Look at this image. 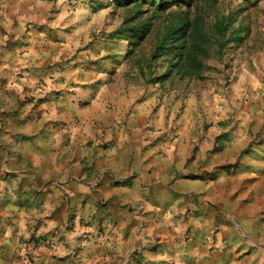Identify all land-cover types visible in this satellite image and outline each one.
Returning <instances> with one entry per match:
<instances>
[{
  "label": "crops",
  "instance_id": "crops-1",
  "mask_svg": "<svg viewBox=\"0 0 264 264\" xmlns=\"http://www.w3.org/2000/svg\"><path fill=\"white\" fill-rule=\"evenodd\" d=\"M65 108L0 105V259L18 248L23 264H264V206L239 195L238 164L225 158L235 135L199 138L182 118L162 137V106L155 120L135 114L133 136L129 118L108 149L79 135L73 115L70 130L57 126ZM169 191L181 196L173 210ZM239 216L262 228L242 230Z\"/></svg>",
  "mask_w": 264,
  "mask_h": 264
},
{
  "label": "rangeland",
  "instance_id": "rangeland-1",
  "mask_svg": "<svg viewBox=\"0 0 264 264\" xmlns=\"http://www.w3.org/2000/svg\"><path fill=\"white\" fill-rule=\"evenodd\" d=\"M176 1L160 10L150 0H0V105L68 106L57 126L70 130L73 115L79 135L96 136L97 145L108 149L117 142L105 139L127 129L129 118L155 120L163 106L162 137L178 135L176 122L182 118L191 120L189 128L199 138L235 135L226 162L238 164L239 195L263 209L264 0H194L191 7L189 0ZM183 13L191 19L202 16L208 32L224 43L222 50L211 45L200 76L175 73L172 55L158 48L166 26L178 23ZM138 23L145 29L149 23L151 30L135 44L122 31ZM216 23L227 25L224 37ZM128 130L132 136L141 131L137 122ZM140 148L136 143L132 150ZM201 149L195 145L194 152ZM172 186L175 192L181 188ZM168 194L173 210L181 196ZM236 220L242 230L262 228V222L252 228L240 216ZM20 252L4 248L0 264H23Z\"/></svg>",
  "mask_w": 264,
  "mask_h": 264
},
{
  "label": "trees",
  "instance_id": "trees-1",
  "mask_svg": "<svg viewBox=\"0 0 264 264\" xmlns=\"http://www.w3.org/2000/svg\"><path fill=\"white\" fill-rule=\"evenodd\" d=\"M150 1L156 2V6L160 10H165L167 8L166 4H171L174 0ZM193 1L189 0V7H191ZM145 25L147 26L146 29L143 27V23L128 27L127 30L122 31L123 36H125L123 38L128 40L133 38L136 40V43H134L137 44L140 39L142 40L146 36L147 31L151 30L149 23ZM215 28L221 33L220 36L224 37L228 27L227 25L223 26L221 23H216ZM130 30H133V32L129 35L128 31ZM164 31V37L161 39L158 48L168 50V54L172 55V70L182 76H200L206 65L205 61L208 58L211 45L216 43L219 50L224 47L223 40L217 37V34L208 32V28L203 24L202 16H196L191 19L187 13H183L178 23H170ZM227 137L228 133L220 134L216 137V141L219 142ZM215 148L218 149L217 146Z\"/></svg>",
  "mask_w": 264,
  "mask_h": 264
}]
</instances>
